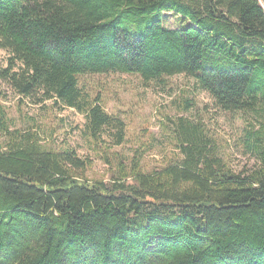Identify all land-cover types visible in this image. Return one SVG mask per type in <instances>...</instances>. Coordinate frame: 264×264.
Instances as JSON below:
<instances>
[{
    "label": "trees",
    "instance_id": "16d2710c",
    "mask_svg": "<svg viewBox=\"0 0 264 264\" xmlns=\"http://www.w3.org/2000/svg\"><path fill=\"white\" fill-rule=\"evenodd\" d=\"M171 11L179 27H166ZM0 49L10 54L4 81L82 114L94 142L110 130L122 145L126 126L81 88L85 75H186L219 109L264 114V0H0ZM187 124L173 126L180 164L143 173L133 158L111 182L88 181L73 150L10 134L0 264H264V122L247 136L260 163L245 177Z\"/></svg>",
    "mask_w": 264,
    "mask_h": 264
},
{
    "label": "rangeland",
    "instance_id": "374dc122",
    "mask_svg": "<svg viewBox=\"0 0 264 264\" xmlns=\"http://www.w3.org/2000/svg\"><path fill=\"white\" fill-rule=\"evenodd\" d=\"M164 17L166 27L176 28L181 15L171 11ZM9 63L10 54L0 49V70ZM80 84L84 91L99 94L105 111L125 124L122 145H115L116 140L108 137L110 130L100 142L90 140L82 114L52 102L37 104L24 98L0 76V116L7 126L0 130V148L8 149L13 138L10 134L17 132L20 141L24 140L22 136L34 133L43 149L73 150L87 161L88 181L111 182L115 165L123 162L129 167L133 158L140 160L143 173L180 164L184 156L177 148L173 126L185 118L190 122L187 126H198L210 140L207 148L235 174L245 177L259 166V156L254 147L248 148L247 136L260 130L264 114L249 116L219 109L189 76L145 83L137 75L109 73L82 76Z\"/></svg>",
    "mask_w": 264,
    "mask_h": 264
}]
</instances>
